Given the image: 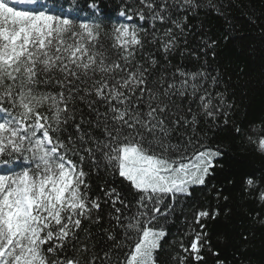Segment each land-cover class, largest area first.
Listing matches in <instances>:
<instances>
[{
  "label": "snow or ice",
  "instance_id": "obj_1",
  "mask_svg": "<svg viewBox=\"0 0 264 264\" xmlns=\"http://www.w3.org/2000/svg\"><path fill=\"white\" fill-rule=\"evenodd\" d=\"M202 7L217 4L122 0L109 27L99 0H0V264H157L175 202L206 186L224 154L199 131L201 118L227 124L233 107L216 90L220 73L199 64L216 41L181 49ZM178 50L198 66L173 65ZM252 131L248 142L264 154V128ZM101 172L119 187L94 194ZM104 206L109 227L100 228ZM217 214L197 212L199 230L180 245L197 261L211 247L202 221ZM85 222L113 243L98 247Z\"/></svg>",
  "mask_w": 264,
  "mask_h": 264
},
{
  "label": "trees",
  "instance_id": "obj_2",
  "mask_svg": "<svg viewBox=\"0 0 264 264\" xmlns=\"http://www.w3.org/2000/svg\"><path fill=\"white\" fill-rule=\"evenodd\" d=\"M85 0H79L84 4ZM217 8L202 7L188 17L186 31L188 48L199 52L202 40H215L214 49L207 55L200 53L199 64L208 61L213 74L220 73L218 91L225 92L226 99L233 107L229 109L228 123L219 117L217 125L204 123L198 125L201 133H207L211 147L219 146L224 153L217 158L213 175L207 178L206 186H194L192 195L181 196L174 204V211L164 225L166 236L161 240V248L156 252L157 264H179L177 255L186 256V264H264V203L259 200V192L264 190V154L258 152L247 140L248 135L257 136L253 127L264 128V0H215ZM106 26L122 19L118 12L122 0H99ZM40 4L54 6V0H40ZM215 52L213 57L212 52ZM173 65L194 69L198 65L191 56L181 57L178 50L170 56ZM163 62V61H162ZM87 112V109H85ZM240 126L244 135L234 129ZM174 138L173 142H176ZM252 179L255 187H249L247 180ZM120 178L113 180L103 172L91 176L93 193L99 192L102 184L119 187ZM127 191V189H125ZM129 199H132L129 195ZM166 203H172L171 200ZM201 210L218 213L215 218H205V231L209 234L211 247L205 245L201 255L195 260L182 251L180 245L190 246L192 228L199 230L194 223L195 214ZM104 206L100 215L103 221L100 228L109 227ZM131 214V213H129ZM163 219V218H161ZM113 223H115L113 221ZM91 228L93 239L101 240L98 247L106 248L107 241L97 225ZM159 227V225H157ZM118 239L123 233L116 230ZM103 237V239H101ZM133 241H128L132 244ZM127 251V248L121 250ZM218 252L219 256L213 255Z\"/></svg>",
  "mask_w": 264,
  "mask_h": 264
},
{
  "label": "rangeland",
  "instance_id": "obj_3",
  "mask_svg": "<svg viewBox=\"0 0 264 264\" xmlns=\"http://www.w3.org/2000/svg\"><path fill=\"white\" fill-rule=\"evenodd\" d=\"M192 187H194V186H192Z\"/></svg>",
  "mask_w": 264,
  "mask_h": 264
}]
</instances>
